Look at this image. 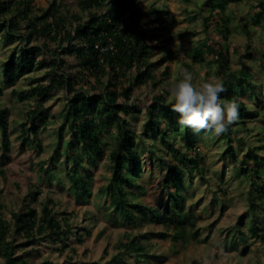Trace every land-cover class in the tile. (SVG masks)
I'll list each match as a JSON object with an SVG mask.
<instances>
[{"label":"rangeland","instance_id":"obj_1","mask_svg":"<svg viewBox=\"0 0 264 264\" xmlns=\"http://www.w3.org/2000/svg\"><path fill=\"white\" fill-rule=\"evenodd\" d=\"M51 2L32 0L31 6L36 14H40ZM57 2L61 4L65 27L74 23L71 14L84 15L72 0ZM140 2L143 9L151 6L160 8L166 17L163 32L170 37L167 48L171 53L161 47L154 51L149 57V61H157L152 70L153 80L136 86L131 93L130 102L135 107L125 112V116L135 134L140 172L133 177L134 183L125 185V188L135 194V200L156 213L148 207L143 211L132 207L136 218L131 222L117 213L102 191L110 178V151L116 136L115 127L102 129L105 154L93 158V161L85 158L86 165L92 169L90 189L76 193L67 175L71 162L66 160L65 149L71 133L61 125L68 94L60 87L49 91L44 101L46 121L40 124L38 135L34 137L24 132L28 110L36 105L37 100L30 88L47 82L45 72L49 65L34 67L13 82L4 80L2 60L20 39L16 37L7 41L0 31V105L8 108L7 131L10 138V150L4 153L0 132V168L3 170L0 173V212L9 225L8 238L14 234L12 211L29 204L40 214L43 203L47 202L49 206L53 205L58 218H66L71 234L60 240L44 236L24 246L29 264L43 260H51L54 264H264V238L261 237L264 205L258 196L264 187V71L260 63L264 52V14L259 23L250 21L253 11L259 9L258 2H262L264 8V0L227 1L223 14L227 17L230 33L226 40L216 33L207 11V0ZM242 22L247 23L249 31L243 28ZM42 41H46L50 48L58 44V39L52 37L35 39L32 43ZM203 41H217L225 49L228 69L223 73L212 54L198 62L192 60L194 46ZM164 55L167 58L162 60ZM166 64H169L170 73L162 78L161 71ZM243 66L253 73L250 80L255 87L237 85V89L257 114L246 115L243 126L238 123L242 119L238 118L232 124L229 138L211 132L197 134L193 143L203 157V177L196 171L192 178L184 174L179 192L183 195L182 211L190 215L179 224L176 209L169 203L174 189L164 182L167 162H173L175 151L158 136L153 140L144 129L151 97L165 92L167 99L166 85L177 76L181 67L192 72L197 81L211 76L222 81V74L228 70L239 71ZM106 80L107 75H104L103 83ZM122 84L126 81L119 83L117 88ZM172 131L177 147L184 142L182 129ZM60 132L62 139H59ZM152 146L159 148L157 155L150 151ZM229 146L234 149L235 158L226 153ZM250 147L255 148L263 160L259 176L252 171L240 173V166H253L246 157ZM78 170L82 172L83 169L78 167ZM253 214L260 226L259 233L255 235L250 230ZM141 233H146L142 241L150 254L148 258L139 261L141 257L126 253L124 258L115 259L120 249L119 242ZM78 236H82V241L77 239ZM22 240L18 235L17 241ZM23 248L18 247L16 254H22ZM0 264H5L1 252Z\"/></svg>","mask_w":264,"mask_h":264},{"label":"trees","instance_id":"obj_2","mask_svg":"<svg viewBox=\"0 0 264 264\" xmlns=\"http://www.w3.org/2000/svg\"><path fill=\"white\" fill-rule=\"evenodd\" d=\"M31 1L0 0V31L3 38L7 41L16 37L20 39L12 52L2 60V78L13 82L15 78L34 67L49 65L45 72L47 82L37 83L30 88V92L36 94L37 100L36 105L28 110L24 132L34 137L38 135L40 124L46 121L44 101L48 92L55 87L63 88L68 96L61 125L66 126L71 133L65 149L66 160L71 162L67 167V175L72 188L80 194L90 189L92 179V169L86 165L85 158L93 161V158L104 156L106 148L101 137L102 129L115 127L116 136L110 151V178L102 191H105L121 217L134 222L136 217L132 207L143 211L148 206L135 200V194L125 188V185L134 183L133 177L140 172V153L135 146V134L130 130V121L125 112L135 107L130 102L134 88L148 84L154 78L152 70L157 61L151 62L149 57L160 47L171 53V49L167 48L170 37L163 32L167 19L158 7L143 9L140 0H72L84 15L71 14L74 23L65 27L61 4L57 0H52L40 14L34 12ZM207 1V11L216 33L226 40L230 28L223 10L228 0ZM257 7L259 9L254 10L250 16L253 24L259 23L264 14L262 2H258ZM241 25L249 31L246 22ZM46 37L57 38V46L50 48L46 41L32 43L35 39ZM208 54L213 55L222 73L228 69L226 51L217 41H203L194 46L191 57L194 62H198ZM166 58L167 55H164L162 60ZM260 63L264 71V52L261 54ZM169 73L170 67L166 64L161 71V77L166 78ZM104 75H107L105 83ZM222 75L226 91L221 93V98L237 104L239 119H242L238 123L243 126V118L248 114L256 115L257 111L249 107L238 92L237 85L255 87L250 80L253 73L243 66L239 71L228 70ZM122 81H126V84L117 88ZM101 84L103 87L100 88ZM7 115L8 108L0 105L1 148L4 153L10 150ZM178 120L179 114L172 110L165 92L151 97L144 129L153 140L158 136L175 151L172 154L173 162H167L168 170L164 182L174 189L169 203L176 209L178 222L181 224L190 215L182 211L183 195L179 192L181 180L184 174L192 178L195 171L203 177V157L193 143L198 133L181 126ZM179 128L182 129L184 142L176 147L172 130ZM232 131L233 127L230 125L222 136L229 138ZM59 139H62V132ZM149 149L155 155L159 152L156 146ZM226 153L235 158L232 146L228 147ZM246 157L253 166H240V173L247 174L252 171L259 176L263 160L257 150L250 147ZM78 167H82V172H79ZM0 173H3L1 168ZM258 196L264 205L263 186ZM177 205L180 207L177 208ZM52 206L47 202L43 203L40 214L29 204L12 211L14 234L10 238L9 225L3 220L0 212V252L5 264H29L24 246L44 236L60 240L71 234V226L66 218H58ZM150 210L156 213L154 209ZM254 216L253 214L250 230L255 235L259 233L260 226ZM180 233H183L182 228ZM18 235L23 238L20 242L17 241ZM145 235L146 233L137 234L119 242L120 249L114 256L115 259L124 258L126 253L141 257L139 261L148 258L150 254L146 252L142 241ZM261 237L264 238V229ZM77 239L82 241L83 238L78 236ZM18 247L23 248L20 255L16 254ZM38 264L54 262L43 260Z\"/></svg>","mask_w":264,"mask_h":264},{"label":"clouds","instance_id":"obj_3","mask_svg":"<svg viewBox=\"0 0 264 264\" xmlns=\"http://www.w3.org/2000/svg\"><path fill=\"white\" fill-rule=\"evenodd\" d=\"M166 90L172 110L179 114V124L194 133L219 136L239 118L237 104L221 98L226 89L216 76L197 81L192 72L181 67L177 76L168 81Z\"/></svg>","mask_w":264,"mask_h":264}]
</instances>
